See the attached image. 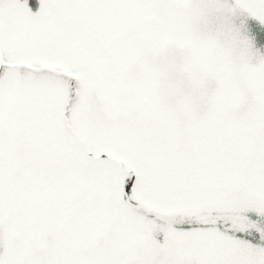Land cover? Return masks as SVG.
Returning <instances> with one entry per match:
<instances>
[{"label":"snow or ice","instance_id":"1","mask_svg":"<svg viewBox=\"0 0 264 264\" xmlns=\"http://www.w3.org/2000/svg\"><path fill=\"white\" fill-rule=\"evenodd\" d=\"M0 264H264V0H0Z\"/></svg>","mask_w":264,"mask_h":264}]
</instances>
